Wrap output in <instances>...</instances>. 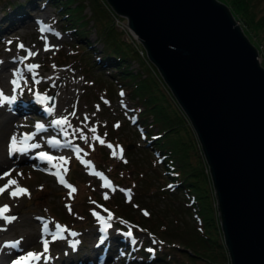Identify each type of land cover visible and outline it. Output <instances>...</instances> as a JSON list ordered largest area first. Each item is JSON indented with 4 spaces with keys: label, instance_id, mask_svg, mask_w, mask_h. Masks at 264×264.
I'll list each match as a JSON object with an SVG mask.
<instances>
[{
    "label": "rangeland",
    "instance_id": "obj_1",
    "mask_svg": "<svg viewBox=\"0 0 264 264\" xmlns=\"http://www.w3.org/2000/svg\"><path fill=\"white\" fill-rule=\"evenodd\" d=\"M8 1L20 0H0V21L3 22L0 59H7L6 66L20 73L15 74L12 80L8 79L11 81L8 82L6 96L15 95L16 99L11 103L5 101L10 118L4 133L0 134V151L7 158L6 163L0 164V176L5 171H10L11 175L0 179V187L9 179H15L18 186L29 190L30 195L12 198L8 194L11 188L0 195V208L7 205L10 209L4 215L16 217L11 223L0 219V247L6 240L13 243L2 245L6 252L0 253V264L15 261L28 252L42 253V240H48L49 251L44 258L29 264H92L90 261L102 258L99 246H94L100 235L101 223L108 225L107 237L112 242L107 254L112 263L108 264H171L152 256L155 246L176 261L186 259L177 237H171L174 241L170 244H175L171 247L168 240L172 239L164 238L163 243H159L151 231L153 220L157 219V225L168 222L163 216V207L171 203L181 204L187 199L182 194L179 198L167 196L161 190L169 187L176 191L174 184H168L166 175L159 179L156 177L165 168L160 157L162 153L153 147L147 152L144 147V128L138 119L141 102L131 98L128 84L113 74L111 66L96 64L98 51L87 52L84 60L86 40L75 38L71 31L65 29L55 3L31 0L20 15L4 21L3 10L10 9ZM84 3L83 11L88 14L89 2L84 0ZM120 20L123 22L125 19ZM40 22L42 26L38 25ZM49 35H59L58 41H47ZM123 36L127 38L125 34ZM94 37V30H89L87 39L99 49L101 43ZM21 44L23 49L19 47ZM29 51L36 55L28 56ZM262 55H258L260 60ZM145 63L146 66L134 58L130 60L129 67L140 71L141 76H148L150 70L154 71L150 64ZM31 64L39 67L30 71L27 66ZM50 72L57 77H44ZM61 72L63 76H60ZM13 80L19 87L12 84ZM55 84L60 90L64 86L69 87L70 100L63 104L56 101ZM34 90L52 93L53 98L40 102L32 97ZM47 109H52L51 113ZM57 119H66L67 123H52ZM25 133L31 136L28 141L21 139ZM13 135L17 137V147L24 144L27 151L9 155L10 137ZM96 136L105 143L100 144L93 138ZM43 139L48 140L43 142ZM21 142L23 144H19ZM34 144L39 147H31ZM61 144L65 147L60 149L58 146ZM109 144L113 147L109 148ZM113 151L116 155H112ZM40 152L57 159L51 163L38 159L36 156ZM114 201L130 210V220L114 214ZM154 213L157 214L154 216ZM179 218L191 225L196 223L192 212H183ZM41 225H46L48 230L42 232ZM62 229H66L64 237L54 240L53 234L62 232ZM115 239L120 244H115ZM131 239L136 242L130 243ZM141 249L148 251L147 259L134 258Z\"/></svg>",
    "mask_w": 264,
    "mask_h": 264
},
{
    "label": "water",
    "instance_id": "obj_2",
    "mask_svg": "<svg viewBox=\"0 0 264 264\" xmlns=\"http://www.w3.org/2000/svg\"><path fill=\"white\" fill-rule=\"evenodd\" d=\"M198 139L230 264H264V65L221 0H106ZM51 101L53 94H46Z\"/></svg>",
    "mask_w": 264,
    "mask_h": 264
},
{
    "label": "trees",
    "instance_id": "obj_3",
    "mask_svg": "<svg viewBox=\"0 0 264 264\" xmlns=\"http://www.w3.org/2000/svg\"><path fill=\"white\" fill-rule=\"evenodd\" d=\"M30 1H8L10 9L3 10L4 21L11 20L16 14L23 12ZM50 1L57 5L58 16L65 29L71 31L75 38L86 40L84 60L87 59V52L98 51L96 64L111 66L113 74L128 84L131 98L141 102L142 107L139 109L141 114L138 119L140 118V126L144 128L143 134L146 139L144 147L147 152H150L152 147L161 152L160 156L164 161L165 168L156 177L159 179L166 175L176 189L172 191L167 187L161 190L167 196L179 198V194H182L187 199L184 203L177 205L171 203L162 208L163 216L168 222L157 225L156 219L151 223L153 228L151 231L158 237L157 242L163 243L164 238L177 237L186 259L176 261L157 246L152 256L171 264H230L211 177L198 139L184 112L163 82L159 71L138 52L134 44L124 38L125 31L117 27L113 11L106 0H88L90 9L88 14L83 11L86 5L84 0ZM221 1L226 2L235 18L241 21L244 32L258 48L259 54H263L261 63L264 65V0ZM2 27L3 22L0 21V32ZM91 29L95 32V41L101 43L99 49L87 39L88 31ZM90 47L92 49H89ZM134 58L144 66L146 61L155 73L150 70L148 76H141L140 71L132 70L129 63ZM148 114H151V117ZM114 202L115 207H112L114 214L130 220V210ZM103 205L110 207L105 203ZM183 212H192L195 225L179 218ZM156 214L154 213V216ZM160 215L159 213L158 216ZM170 241L174 239L168 240L169 246L174 247L175 244H170ZM147 252L141 249L139 255L134 258L147 259Z\"/></svg>",
    "mask_w": 264,
    "mask_h": 264
},
{
    "label": "snow or ice",
    "instance_id": "obj_4",
    "mask_svg": "<svg viewBox=\"0 0 264 264\" xmlns=\"http://www.w3.org/2000/svg\"><path fill=\"white\" fill-rule=\"evenodd\" d=\"M9 43H11V41H9ZM19 47L21 49H23L24 45L21 44V45H19ZM45 50H48L47 47ZM34 55H36V53L29 51L28 56H34ZM27 67L31 71L32 69H35L39 66L35 65V64H31V65H28ZM36 82L38 83L39 81H36ZM12 84L15 87H19V84L17 83L16 80H13ZM14 91H15V88H14ZM15 99H16L15 95L8 97V96L4 95L2 91H0V105H3L5 103V101L11 103ZM37 99H38V101L43 102L44 100H46L48 98L47 97H41L39 94H37ZM47 111H49V113H51L52 109H47ZM52 123H54L55 125H63L65 123H67V120L66 119H57V120H54ZM37 127H42V125H37ZM92 131L94 132L95 129H92ZM65 134H67V133H65ZM29 138L30 137H26L25 139H29ZM93 138L98 140L100 144L105 143V141L98 136L93 137ZM84 139H87V138L84 137ZM54 143H58V141H54ZM31 147L36 148V147H39V145L34 144V145H31ZM108 147L112 148L113 146L111 144H109ZM24 151H27V149L24 147H17V137L15 135L11 136L10 137V144H9V155H11L12 153H15V152H24ZM112 155H116V153L113 151ZM39 157L43 160L50 162V163L53 160L57 159L56 157L50 156L48 153H45V152H40ZM59 159L61 161H64L63 157H60ZM53 167H56V165H53ZM10 175H11L10 171H5L3 173V175L0 176V179L8 177ZM18 175H23V174L18 173ZM54 175H55V173H54ZM59 182L62 184L64 183L63 180H60ZM13 186H15V187H13ZM105 186L107 187L108 185H105ZM10 188L12 190L8 194L12 198H17V197L23 196V195H30L29 190L24 188V187L18 186V182L15 179H9L7 181V183H5L2 187H0V195L4 194ZM72 191H75V189L73 188ZM8 211H10V209L7 205H5L3 208H0V219L4 220L7 223H11L13 220L16 219V217L15 216H12V217L5 216L4 213H6ZM98 219H99V217H98ZM57 227L59 228L60 226L58 225ZM107 227H108V225H105V228H107ZM44 231H47V226L44 227ZM62 231H66V229H62ZM130 234L131 233H129V235ZM72 235H76V234L72 233ZM57 238H63V237L54 233L53 239L55 240ZM16 243H19V242H16ZM42 244H43V252L42 253L28 252L26 255L20 256L18 259L13 261V264H29L30 261L40 260V259L44 258L45 254L49 251V247H48L49 242H48V240H42Z\"/></svg>",
    "mask_w": 264,
    "mask_h": 264
},
{
    "label": "bare ground",
    "instance_id": "obj_5",
    "mask_svg": "<svg viewBox=\"0 0 264 264\" xmlns=\"http://www.w3.org/2000/svg\"><path fill=\"white\" fill-rule=\"evenodd\" d=\"M36 20H39V18H37ZM42 22H40V23H38V25L39 24H41ZM34 24V23H33ZM27 26V25H26ZM40 26H42V24L40 25ZM44 36V35H43ZM58 37H59V35H58ZM58 37H53V35H49L48 37H47V41L48 40H50L49 42H57L58 41ZM45 38H46V36H45ZM49 44V43H48ZM47 46V45H46ZM49 47V46H48ZM47 47V48H48ZM37 51V50H36ZM13 58V57H12ZM9 60V59H8ZM11 62V61H10ZM6 65H8V63H7V59H0V91H2L3 92V94L4 95H6V93H7V86H8V82L9 81H11L12 80V78L15 76V74H17V73H20L19 71H15L14 69L12 70V68H9V67H7ZM52 71V70H51ZM64 75V73L63 72H61L60 73V76H63ZM47 76H53L54 77V79L57 77V76H55V73H52V72H50V73H47V74H45L44 75V77H47ZM16 77V76H15ZM9 78H11V80H8ZM50 79H52V78H50ZM10 83V82H9ZM61 83V82H60ZM55 86V89L57 90V94H56V101L58 102V103H60V104H63V102H66L68 99H69V87H66V86H64L61 90L60 89H58V87L56 86V84L54 85ZM60 86V85H59ZM70 100V99H69ZM57 103V104H58ZM63 106V105H62ZM59 112V111H58ZM9 118H10V116H9V114L7 113V111H6V106H5V103L3 104V105H0V134L2 135V133H4V129L6 128V123L8 122V120H9ZM5 133H7V132H5ZM48 140V139H47ZM47 140H45V139H43V142H47ZM19 144H23L22 142L21 143H19ZM30 144V143H29ZM58 146V145H57ZM21 147H24V144L21 146ZM60 149L61 148H64L65 147V144H61V145H59L58 146ZM25 148V147H24ZM27 148V147H26ZM69 148V147H68ZM63 150H61V151H59V152H62ZM25 152V151H24ZM52 151H50V153H51ZM65 153V152H64ZM28 155V154H27ZM6 157H5V155H3L2 153H1V151H0V164L2 163V162H5L6 161ZM6 163V162H5ZM2 223H4V222H2ZM63 236V235H62ZM64 237V236H63ZM97 237V236H96ZM53 241V240H52ZM67 241V240H66ZM6 241H3V243L4 244H2L3 246H5V245H8V244H6L5 243ZM56 242V241H55ZM70 242V244H72V242L71 241H68V243ZM77 244H78V242H77ZM2 245H1V247H0V253L2 252V253H4V252H6L5 251V249H4V247H2ZM97 247V246H96ZM71 248V247H70ZM63 249H65V248H63ZM83 249V248H82ZM77 250V249H76ZM69 251V250H68ZM75 253V252H74ZM97 254V253H96ZM67 255V254H66ZM111 256V255H110ZM2 257V256H1ZM67 257V256H66ZM97 257V256H96ZM65 260V259H64ZM31 262H33V261H30L29 263H31ZM52 262V261H51ZM90 262H92V264H108V263H112V261L110 260V257H104L103 259H101V260H99L98 259V261H90ZM89 262V263H90ZM1 264H2V262H1Z\"/></svg>",
    "mask_w": 264,
    "mask_h": 264
},
{
    "label": "built area",
    "instance_id": "obj_6",
    "mask_svg": "<svg viewBox=\"0 0 264 264\" xmlns=\"http://www.w3.org/2000/svg\"><path fill=\"white\" fill-rule=\"evenodd\" d=\"M113 19H115L114 21H115V23H116V25L118 26L119 24H120V27L119 28H122V29H124V31H125V35H126V39L128 40V41H130L132 44H134L135 45V47L141 52V54L142 55H144V57H145V53H144V49H143V47H142V45H141V42H140V40H139V38H138V36H137V34L134 32V31H132L128 26H127V24H126V20H123V22H122V20H120V19H122L123 17H121L120 15H118L117 13H115L114 11H113ZM125 19V18H124ZM118 22H119V24H118ZM207 164V163H206ZM206 168H207V170H208V172H209V169H208V165L206 166Z\"/></svg>",
    "mask_w": 264,
    "mask_h": 264
}]
</instances>
